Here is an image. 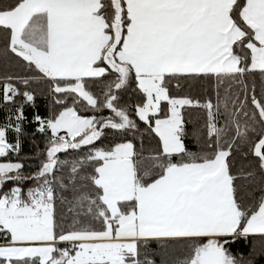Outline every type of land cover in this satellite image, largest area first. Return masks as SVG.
Listing matches in <instances>:
<instances>
[{
	"label": "snow or ice",
	"instance_id": "6c2138e0",
	"mask_svg": "<svg viewBox=\"0 0 264 264\" xmlns=\"http://www.w3.org/2000/svg\"><path fill=\"white\" fill-rule=\"evenodd\" d=\"M0 42V264H264V0H0Z\"/></svg>",
	"mask_w": 264,
	"mask_h": 264
},
{
	"label": "trees",
	"instance_id": "16d2710c",
	"mask_svg": "<svg viewBox=\"0 0 264 264\" xmlns=\"http://www.w3.org/2000/svg\"><path fill=\"white\" fill-rule=\"evenodd\" d=\"M0 46H2V42H0ZM13 71H23L19 68H12ZM41 87H36V92L38 94V98H37V104L39 105V110L41 111L42 114H47L48 111V105H49V99L39 95L40 91H41ZM97 92H99L98 89H96ZM211 95V93H210ZM257 95L259 97L260 95V87H259V81H257ZM201 99H204L203 96H200ZM213 99L214 96H212ZM135 102V96L129 92L127 95H124L122 97V100L120 101L121 104L127 103V104H132ZM248 106L249 108H251V103L250 100L248 101ZM27 114L31 115V109H27ZM85 115H103V116H109L111 115L110 110H104L101 113H95L91 110H89L88 112L83 113ZM4 121V114L2 112H0V123H2ZM202 123V121H201ZM224 123V117L222 116L220 118V124L223 125ZM189 127L191 128L192 125H189ZM141 129H143V125H141ZM107 134H108V140L105 141V143H108L110 140H119L121 139L120 136H118L117 134H115L112 130H106ZM9 138L12 139V134L9 135ZM129 139H131V135H129L128 137ZM44 142H45V138L43 136H41L38 133H35V126L25 123V135L21 138V153H20V158H26V157H34L35 153L37 152V147L39 148H43L44 147ZM138 145H139V139H137L135 141ZM145 146H148L149 144V139L147 137V135L145 136V140H144ZM61 158H66L63 154L61 155ZM13 159H17V157H13ZM25 163H31L33 165H36L38 163V161L36 159H32V160H27L25 159L24 161Z\"/></svg>",
	"mask_w": 264,
	"mask_h": 264
}]
</instances>
